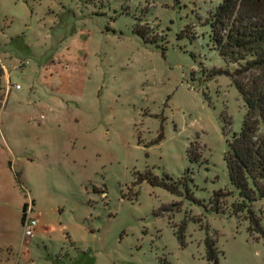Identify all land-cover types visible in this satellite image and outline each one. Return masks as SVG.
Returning a JSON list of instances; mask_svg holds the SVG:
<instances>
[{
    "label": "rangeland",
    "instance_id": "rangeland-1",
    "mask_svg": "<svg viewBox=\"0 0 264 264\" xmlns=\"http://www.w3.org/2000/svg\"><path fill=\"white\" fill-rule=\"evenodd\" d=\"M220 2L91 0L81 6L99 82L87 90L89 106L71 107L81 114L80 129L82 116L90 115V137L82 145L60 121L55 143L13 148L7 164L13 176L20 172L22 191L35 200L41 219L25 253L11 252L14 264H207L206 228L217 238L220 264H264V240L247 232L245 213L232 214L236 195L222 197L218 213L209 202L213 191L233 190L224 155L246 113L230 77L211 76L216 68H236L210 37ZM13 4L0 0V29ZM137 25L146 26L148 42ZM191 141L201 153L198 162L188 158ZM186 170L190 192L202 204L186 198L182 184L180 196L135 183L137 171L177 179ZM254 208L263 211V202ZM184 219L182 246L175 229Z\"/></svg>",
    "mask_w": 264,
    "mask_h": 264
},
{
    "label": "crops",
    "instance_id": "crops-1",
    "mask_svg": "<svg viewBox=\"0 0 264 264\" xmlns=\"http://www.w3.org/2000/svg\"><path fill=\"white\" fill-rule=\"evenodd\" d=\"M90 1L78 0L74 8L65 5L64 0H13L2 20L0 264L15 263L7 249L19 257L25 253L28 241L22 233V210L28 200L34 202L35 209V200L24 194L17 182L16 173L20 178V172L14 171L13 176L11 164H7L14 154L13 148L26 150L37 144L55 143L53 127L60 121L66 127L65 132L79 138L82 145L89 140L90 115L82 116L85 125L80 129L75 121L81 114L71 106H89L92 92L87 95V90L91 91L99 82L90 64L95 54L86 30L88 17L81 7ZM20 59H29V65L18 69ZM14 83L20 88H15ZM8 84L11 86L6 92ZM41 115L44 117L40 118ZM35 213L39 218L38 234L41 219L36 210Z\"/></svg>",
    "mask_w": 264,
    "mask_h": 264
},
{
    "label": "trees",
    "instance_id": "trees-1",
    "mask_svg": "<svg viewBox=\"0 0 264 264\" xmlns=\"http://www.w3.org/2000/svg\"><path fill=\"white\" fill-rule=\"evenodd\" d=\"M211 41L213 48L226 63L236 65L233 71L216 68L211 76L225 74L230 77L246 105L241 129L227 139L228 151L224 155L228 177L233 190L218 189L213 191L210 204L215 212H221L222 197L236 195L232 203V214L245 213L248 220L247 232L264 240L262 212H257L254 205L258 201L264 204V0H221L212 13ZM135 32L148 42L146 26L135 27ZM3 72L0 68V86ZM163 132L158 140L163 138ZM195 142L191 141L187 150L190 162H198L201 153L192 150ZM136 184L147 181L152 186H160L177 195H184L194 203L202 204L191 192L189 182L193 181L190 171L177 179L164 172L160 177L153 172H136ZM18 184L19 175L16 173ZM25 206V204H24ZM23 206V208H24ZM23 218V214H22ZM187 220L176 226L175 234L182 246L186 245ZM207 264H220V250L217 238L206 228L204 238Z\"/></svg>",
    "mask_w": 264,
    "mask_h": 264
},
{
    "label": "built area",
    "instance_id": "built-area-1",
    "mask_svg": "<svg viewBox=\"0 0 264 264\" xmlns=\"http://www.w3.org/2000/svg\"><path fill=\"white\" fill-rule=\"evenodd\" d=\"M30 60L29 59H20L17 62V68L21 69L27 65H29ZM0 65L1 68L4 69V63L3 60L1 58L0 55ZM9 86H11V84H8L6 86V92L7 90H9ZM13 86L15 88H20V85L17 83H14ZM44 115H41L40 118H43ZM22 214H23V218H22V233L24 236V239L26 241H29L31 239H33L36 235L37 232V228H38V224H39V218L35 213V209H34V202L32 200H28L25 202V206L22 210ZM8 254H11V250H7Z\"/></svg>",
    "mask_w": 264,
    "mask_h": 264
}]
</instances>
